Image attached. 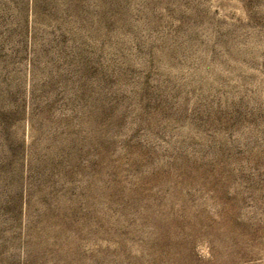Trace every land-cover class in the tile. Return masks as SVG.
Returning <instances> with one entry per match:
<instances>
[{
    "label": "rangeland",
    "instance_id": "1",
    "mask_svg": "<svg viewBox=\"0 0 264 264\" xmlns=\"http://www.w3.org/2000/svg\"><path fill=\"white\" fill-rule=\"evenodd\" d=\"M0 264H264V0H0Z\"/></svg>",
    "mask_w": 264,
    "mask_h": 264
}]
</instances>
